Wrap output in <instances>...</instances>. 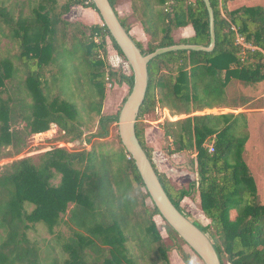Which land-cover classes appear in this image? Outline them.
<instances>
[{"label": "trees", "instance_id": "trees-1", "mask_svg": "<svg viewBox=\"0 0 264 264\" xmlns=\"http://www.w3.org/2000/svg\"><path fill=\"white\" fill-rule=\"evenodd\" d=\"M231 1L236 0H209L215 33L211 51L179 49L149 61L135 133L173 205L182 212L181 201L196 195L210 220L199 228L209 233L221 264H264V203L243 158L249 137L246 114L198 113L244 109L250 98L231 97V82L249 87L264 81V4L230 9ZM109 2L118 16L116 0ZM71 6L98 13L92 0H67L59 12L56 0H0V159L17 155L27 136L45 132L51 124L71 140L78 139L84 124L81 111L90 120L98 118L91 135L97 140L118 122L120 110L108 115L101 111L106 83L115 81L131 91L133 75L106 67L102 53L107 40L125 59L120 48L103 23L89 26L84 35L63 19ZM131 9L146 48L118 18L144 55L176 44L210 45L204 0H131ZM187 26L193 35L176 39L174 33ZM236 33L251 48L237 44ZM2 39L10 42V49L2 47ZM63 76L69 78L73 94L87 98L85 105L71 99L75 95ZM157 107L178 117L159 126L170 141L168 154L190 155L189 165L183 166L196 178L187 187L175 186L156 169L145 144L139 121ZM257 108H264V100ZM116 138L113 147L94 142L91 149L76 152L57 147L37 161L23 157L0 166V264H171L173 247L163 244L153 220L160 213L118 134ZM38 225L55 242L40 245L30 239L29 232ZM62 225L71 230L65 238L55 232ZM165 228L183 241L166 222ZM181 255L189 264L188 254Z\"/></svg>", "mask_w": 264, "mask_h": 264}, {"label": "rangeland", "instance_id": "rangeland-1", "mask_svg": "<svg viewBox=\"0 0 264 264\" xmlns=\"http://www.w3.org/2000/svg\"><path fill=\"white\" fill-rule=\"evenodd\" d=\"M66 1L67 0H56V10L58 12L61 10V6ZM260 2L264 4V0H260ZM114 8L117 11L118 16L124 19L126 24L130 26L131 36L136 41L140 42L143 48H146L147 39L145 37V34L143 35L141 24L132 14L131 0H116ZM63 19L68 21L73 26H78V28L85 33L84 35H88L89 31L87 28L89 26L94 24H102L101 18L98 13H96L92 9H87L80 6H71L69 12L63 15ZM72 29L73 27H69V30ZM136 30H139V32H137ZM174 36L176 39H178L180 37V33L176 31L174 33ZM1 44L4 49L5 47L9 49L11 48L10 42L6 41V39H2ZM102 56L107 68L110 67L111 69H115L117 72L122 71L126 74L131 73L128 62L117 53V51L111 46L108 40L106 45V53L104 55L102 53ZM63 79V83L65 84L67 90L74 96L75 94H73L72 92L75 93V91L72 85H70L69 83V78L66 77L65 79V76H63ZM259 84L249 87H243L240 83L234 80L230 84L229 94L231 95V97H235L241 94L251 95L249 97H252L253 100H255L250 106L258 107L264 100V98L262 97L264 93V87L260 86ZM86 89L87 87L85 85L84 90ZM53 93H56V89H53ZM129 93V88L126 85H118L115 81H108L106 83V93L101 109L102 114H115L116 112L121 110ZM65 97L67 98V96ZM71 99L74 100L78 106H82L87 103V98L84 95H75L74 97H71ZM81 114L84 124L80 127V131L82 132V134L78 139L71 140L69 137L64 136L62 131L58 130L56 132L52 130L51 132L42 134L41 136L33 137L34 134L32 136H27L25 138V144L23 148L20 149V152L12 158L0 159V166L23 157H31L35 161H37L38 157L42 153L57 147L64 148L65 150L70 152H76L84 149H91V144L93 142L109 144V147H113L116 144V135L118 134L117 124H112L109 126V134L107 137L97 140L94 137H91V135L97 129L98 123L96 122V119L98 118L95 116L94 119L90 120L86 116L84 111H81ZM177 118L178 117L171 116L170 112L167 109L157 107L154 111L150 112L140 119L139 126L143 129L145 144L151 148L152 161L154 162L156 169L161 173H164L175 186L187 187L188 183L196 178L195 173L191 170H188V174L185 175L176 172L174 168L182 169L184 167L183 165H189L190 155L181 153L178 155L168 154L167 149L171 147L170 141L164 138L163 132L159 126L166 119L176 120ZM22 125L23 123H20L19 126L22 127ZM15 127H18V124ZM256 135H258L257 131ZM109 147L106 146L104 147V149H108ZM11 151L14 150L12 149ZM251 156H253V159L257 161L258 157H260L261 155H251L247 153L248 158H250ZM243 158L245 160V154H243ZM253 165H256V163H254ZM183 173H185V170ZM58 180V178L53 179V183H58ZM258 192L262 202L264 203L263 185H259ZM146 202L150 205L149 200H147ZM70 207L71 205L69 206V208ZM180 207L182 209V212H184L196 226L205 227L210 224V220L204 216L203 212L199 208L196 195H193L189 198H184L180 203ZM232 216H235L234 211H232ZM66 217L67 215L63 216V218ZM153 220L155 221L156 226L160 232L163 244L173 247V249L169 250V261L171 264H185L182 260L181 252L188 254L190 261L194 259L196 264H203L200 258L184 243V241H181L179 238L171 237L168 234L165 228V221L160 216H154ZM55 232L58 233L61 237L65 238L70 235L71 230L68 225H62L60 228H57ZM51 235L52 234H49L47 229L43 225H38L36 230H32L29 232L28 236L30 237V239L37 241L38 244L44 245L46 241L52 243L55 242L56 237H53ZM207 235L209 237V233H207ZM225 264L228 263L225 262Z\"/></svg>", "mask_w": 264, "mask_h": 264}, {"label": "water", "instance_id": "water-1", "mask_svg": "<svg viewBox=\"0 0 264 264\" xmlns=\"http://www.w3.org/2000/svg\"><path fill=\"white\" fill-rule=\"evenodd\" d=\"M210 17V45L207 47L190 44H176L157 48L151 53L142 54L131 36L119 21L109 0H92L110 35L120 48L133 75V86L118 117L117 128L121 143L132 157L142 178L150 199L160 216L177 233L184 243L200 258L203 264H221L220 258L206 233L180 212L164 191L151 161L147 157L135 133V123L144 101L147 85V65L154 57L173 50L211 51L215 46L214 17L209 0H204Z\"/></svg>", "mask_w": 264, "mask_h": 264}, {"label": "crops", "instance_id": "crops-1", "mask_svg": "<svg viewBox=\"0 0 264 264\" xmlns=\"http://www.w3.org/2000/svg\"><path fill=\"white\" fill-rule=\"evenodd\" d=\"M244 4L263 5L260 2V0H236V1L229 2L228 6L231 9V8H236ZM136 31L139 32V30H136ZM178 32L180 33V37H189V36H192L194 33L193 28L191 26L180 28ZM143 35H144V32H143ZM259 85L264 87V81L261 82ZM246 96L249 97L251 95L246 94ZM262 97H264V93ZM249 98H250V102L247 104V106L244 109L239 108L237 110H231L228 108H213V109H206L203 112H198V113L199 114H204V113L224 114V113H229L233 111L235 113L244 112L246 114L249 137L244 147V154H245V160H246L245 162L248 165L255 179L257 188L259 189L260 184L264 186V108H257V106H254V107L250 106L255 99L253 100L252 97H249ZM256 131L258 132V135H256ZM247 153L251 155L258 154L261 156L258 157L257 161H255V159H253L254 158L253 156L248 158ZM181 154H185V153H181ZM173 155H178V154H173ZM254 163H256V165H253ZM174 170L178 173H182L185 175L188 174L187 173L188 169L186 167H183L182 169L174 168ZM184 170H185V173H183Z\"/></svg>", "mask_w": 264, "mask_h": 264}, {"label": "built area", "instance_id": "built-area-1", "mask_svg": "<svg viewBox=\"0 0 264 264\" xmlns=\"http://www.w3.org/2000/svg\"><path fill=\"white\" fill-rule=\"evenodd\" d=\"M189 1L191 2L192 0H189ZM232 29L235 30L234 27ZM236 42H237V44L241 45L243 48H251V46L244 41V38L242 36H240L239 34H237V33H236ZM52 130L55 131V132L57 131V126L55 124H51L50 127H49V129L47 131H45V132L35 133L33 135V137H35V136H41L42 134L51 132ZM208 151L210 153H212L214 151V148H213V145L212 144H210L208 146Z\"/></svg>", "mask_w": 264, "mask_h": 264}, {"label": "clouds", "instance_id": "clouds-1", "mask_svg": "<svg viewBox=\"0 0 264 264\" xmlns=\"http://www.w3.org/2000/svg\"><path fill=\"white\" fill-rule=\"evenodd\" d=\"M189 264H196V262H195V260L193 259V260L189 261Z\"/></svg>", "mask_w": 264, "mask_h": 264}]
</instances>
